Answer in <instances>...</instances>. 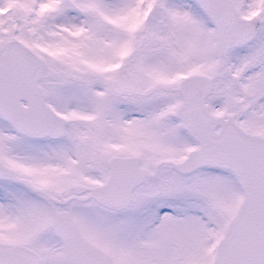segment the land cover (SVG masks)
I'll return each mask as SVG.
<instances>
[{"label":"snow or ice","instance_id":"6c2138e0","mask_svg":"<svg viewBox=\"0 0 264 264\" xmlns=\"http://www.w3.org/2000/svg\"><path fill=\"white\" fill-rule=\"evenodd\" d=\"M0 264H264V0H0Z\"/></svg>","mask_w":264,"mask_h":264}]
</instances>
